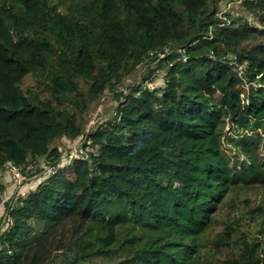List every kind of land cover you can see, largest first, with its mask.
I'll return each instance as SVG.
<instances>
[{
    "label": "trees",
    "instance_id": "1",
    "mask_svg": "<svg viewBox=\"0 0 264 264\" xmlns=\"http://www.w3.org/2000/svg\"><path fill=\"white\" fill-rule=\"evenodd\" d=\"M231 1L0 0V194L56 167L0 264H264V0Z\"/></svg>",
    "mask_w": 264,
    "mask_h": 264
},
{
    "label": "built area",
    "instance_id": "2",
    "mask_svg": "<svg viewBox=\"0 0 264 264\" xmlns=\"http://www.w3.org/2000/svg\"><path fill=\"white\" fill-rule=\"evenodd\" d=\"M237 4V0H232L231 3H229V7H235ZM80 146H82V143L79 140L77 146H75L72 150V153L77 157H80L82 153ZM87 151L97 155L98 147H88ZM39 169H44V171L38 172ZM55 169L56 167L54 165L48 166L43 162L30 163L27 166H16L13 164H9L7 169V175L11 183L14 185V190L8 196L5 194H0V205L5 206V203L9 200V198L14 195L26 197L28 193L27 187H29V189H31L32 187L35 188L36 186H33L35 183L36 185H38L46 177L53 173Z\"/></svg>",
    "mask_w": 264,
    "mask_h": 264
},
{
    "label": "rangeland",
    "instance_id": "3",
    "mask_svg": "<svg viewBox=\"0 0 264 264\" xmlns=\"http://www.w3.org/2000/svg\"><path fill=\"white\" fill-rule=\"evenodd\" d=\"M248 19L252 22L256 21V19L253 18L252 16H248ZM244 66L247 67V64L244 63ZM136 78H137V75L133 76L132 78L126 81V84H130L134 82ZM116 105H117V101L113 99L112 96L106 95L103 98L102 102L99 105L93 106L89 114L87 115V119L89 120L87 128L88 129L96 128L99 124L108 120L110 118V113L115 110ZM61 143L62 142H59V143L57 142L56 144L60 145L63 150V159L61 162V165L63 166V165L68 164V162L72 158V156H70L71 155L70 154L71 142L65 141V143L63 144ZM6 177L8 178L7 174H6ZM3 181L6 182V178H4ZM34 182H39V181H34ZM33 186H37L36 183ZM4 210H5L4 205H0V221L3 216ZM5 227H6L5 223H2V225L0 226L1 229H4Z\"/></svg>",
    "mask_w": 264,
    "mask_h": 264
},
{
    "label": "crops",
    "instance_id": "4",
    "mask_svg": "<svg viewBox=\"0 0 264 264\" xmlns=\"http://www.w3.org/2000/svg\"><path fill=\"white\" fill-rule=\"evenodd\" d=\"M13 190H14V186L12 184H10V187H9L8 191L5 193V195H7V196L10 195L13 192Z\"/></svg>",
    "mask_w": 264,
    "mask_h": 264
}]
</instances>
